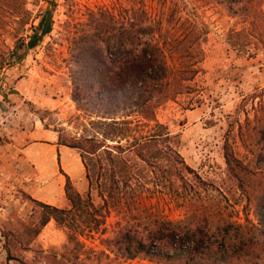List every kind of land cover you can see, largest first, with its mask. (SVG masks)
Masks as SVG:
<instances>
[{
	"label": "trees",
	"instance_id": "16d2710c",
	"mask_svg": "<svg viewBox=\"0 0 264 264\" xmlns=\"http://www.w3.org/2000/svg\"><path fill=\"white\" fill-rule=\"evenodd\" d=\"M215 1L226 3L233 16L247 20L250 12L243 0ZM27 4L28 0H0V39L4 29L14 39L6 53L1 50L6 42L0 43V69L19 50L37 46L52 29V11L47 9L39 13L33 33L24 35L26 25L39 16L32 19ZM189 4V0H125L118 13L108 8L90 11L84 25L92 30L82 29L74 41L77 53L71 75L74 100L89 117L87 125L94 132L72 139L59 135L58 139L78 149L87 178L89 156L104 151L113 164L114 151L133 152L153 168L154 188L169 193L185 209V217L170 219L144 205L141 195L151 189L138 179L118 178L115 169H111L101 205L81 195L67 176L70 208L28 195L41 210L24 227V240L14 236L22 250L32 249L42 229L55 219L67 224L70 232L62 251L40 250L38 258L46 264H121L136 257L165 264H264V88L244 97L238 109L243 119L234 117L225 133L226 170L235 183L231 189L237 192L232 198L222 185L204 178L185 161L167 125L157 118L161 105L196 91L192 81L202 71V43L209 28ZM251 14V33L262 35L264 14L258 9ZM12 25L16 27L9 31ZM163 159L170 168L162 164ZM241 204L243 210L253 208L255 220L234 219L236 206ZM111 209L122 222L112 237L101 239L105 249L85 248L78 234L98 232ZM0 240L8 262L38 264L13 254L3 235Z\"/></svg>",
	"mask_w": 264,
	"mask_h": 264
},
{
	"label": "rangeland",
	"instance_id": "374dc122",
	"mask_svg": "<svg viewBox=\"0 0 264 264\" xmlns=\"http://www.w3.org/2000/svg\"><path fill=\"white\" fill-rule=\"evenodd\" d=\"M125 0H28L27 7L32 19L47 9L52 11V29L34 47H25L13 56L9 63L0 69V236L9 243L13 254L28 262L46 264L38 258L44 252L62 251L68 240L70 229L67 224H58L51 219L32 243V249L24 251L14 239L24 240V227L41 210L27 194L26 188L34 175V165L27 163L22 147L35 140L34 131L50 128L62 139L82 137L92 134L88 126L89 117L78 109L73 92L72 79L74 55L77 53L75 39L83 34L82 29L89 19L90 11L108 8L118 13ZM204 19L209 28L206 40L202 43L204 61L202 71L192 81L196 91L179 95L161 105L156 113L159 121L167 125L172 142L185 161L204 178L237 195L231 189L234 181L227 174L223 143L229 123L237 115L244 114L238 109L244 97L264 88V21L261 22L262 35L250 31L255 9L264 14V0H243L249 8L247 20L233 16L226 3L215 0H189ZM41 15L26 25L25 34H32ZM260 23V22H259ZM80 24V25H79ZM83 24V25H81ZM16 26H9L13 31ZM0 43L6 53L12 49L14 39L4 29ZM20 53H23L19 56ZM246 108L251 112V106ZM39 125V126H38ZM37 135V133H35ZM115 143V142H110ZM114 163L104 151L91 155L90 177H85V187L77 188L84 197L89 196L96 205L103 204L102 195L110 182L111 169L116 170L120 179H138L151 190L141 195L144 205L152 206L170 219L185 217V209L173 201L169 193L159 190L155 185L153 168L127 150L114 151ZM170 168L166 159L161 160ZM234 199V198H233ZM70 201L63 208H70ZM37 209V213L34 212ZM234 219L245 223V217L255 220L253 208L243 210L237 205ZM25 221H24V220ZM37 219V218H35ZM122 222L120 215L111 209L105 224L96 231L78 234L85 248L97 252L105 249L101 239L112 237ZM104 229V231H103ZM26 239V238H25ZM42 255H40L41 257ZM39 260V261H38ZM0 264H21L1 259ZM118 264V262H112ZM121 264H165L143 257H136Z\"/></svg>",
	"mask_w": 264,
	"mask_h": 264
},
{
	"label": "crops",
	"instance_id": "0c3cea01",
	"mask_svg": "<svg viewBox=\"0 0 264 264\" xmlns=\"http://www.w3.org/2000/svg\"><path fill=\"white\" fill-rule=\"evenodd\" d=\"M34 132L37 133L33 135L35 140L22 147L25 160L35 169L26 192L33 199L63 207L68 201L67 176L76 188L85 187L86 168L82 157L78 149L58 143L56 131L38 127ZM0 209L4 210V207ZM3 255L6 259L7 252L0 240L1 259Z\"/></svg>",
	"mask_w": 264,
	"mask_h": 264
}]
</instances>
